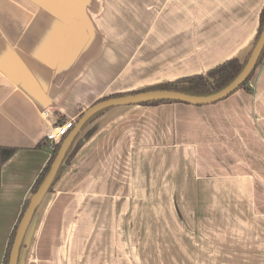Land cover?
<instances>
[{
	"label": "crops",
	"instance_id": "0c3cea01",
	"mask_svg": "<svg viewBox=\"0 0 264 264\" xmlns=\"http://www.w3.org/2000/svg\"><path fill=\"white\" fill-rule=\"evenodd\" d=\"M263 4L0 0V151L12 149L0 161V264L51 157L53 125L106 96L243 60ZM257 82L224 102L98 116L38 205L17 264H264V65ZM163 170L189 180L190 199L169 216L154 205L108 209L163 200Z\"/></svg>",
	"mask_w": 264,
	"mask_h": 264
},
{
	"label": "water",
	"instance_id": "95a60500",
	"mask_svg": "<svg viewBox=\"0 0 264 264\" xmlns=\"http://www.w3.org/2000/svg\"><path fill=\"white\" fill-rule=\"evenodd\" d=\"M252 47L253 48L250 50L246 60L243 63L244 66L242 67V70L227 85H225L224 88L209 93L208 95L188 94L174 89L140 90L134 93L106 97L86 108L75 122L74 127L60 143L49 170L47 171L36 191L30 196L27 207L24 210L17 225L7 264H17L23 238L31 222V219L41 200L44 198L51 184L53 183L59 167L63 163V160L72 142L89 119H91L97 113L113 107L141 105L154 101H177L189 105H208L222 101L227 96L238 90L244 81L256 69L257 62L264 49V22L261 27V32Z\"/></svg>",
	"mask_w": 264,
	"mask_h": 264
},
{
	"label": "trees",
	"instance_id": "16d2710c",
	"mask_svg": "<svg viewBox=\"0 0 264 264\" xmlns=\"http://www.w3.org/2000/svg\"><path fill=\"white\" fill-rule=\"evenodd\" d=\"M263 22H264V5L260 10L259 25H258V29H257L258 32H257L255 41L257 40V38L261 32V27L263 25ZM247 56L243 59V61L242 60L240 61L238 58L226 59V60H224V62L219 63V64L215 65L214 67L208 69L207 72L204 74H202V73L190 74V76L178 77V78L173 79V81L158 83L156 85L147 87L143 90H156V89L173 90L174 89V90H178V91L188 93V94L191 93V94H196V95H208L209 93H212V92H215V91H218V90L224 88L225 85H227L242 70V67L244 66L243 63L246 60ZM263 56H264V49H263V51L259 57V60L257 62V66H258V64H259V62ZM253 72L244 81V83L242 84V86L240 88L243 87L249 91V89L247 87V83H248L247 81L250 79ZM134 92H137V91H133L130 93H134ZM106 97H108V96H106ZM106 97H104V98H106ZM104 98H102V99H104ZM173 102H177V101H154V102H149V103H145V104H141V105H157L160 103H173ZM105 111L106 110L101 111V112L97 113L96 115H94L91 119H89L88 122L85 124V126L82 128V130L77 134V136L75 137L74 141L72 142V144H71V146H70V148H69V150H68V152H67V154L63 160V163L60 165L59 170L56 174V177H55L53 183L51 184L48 192L51 191L54 183L59 178V176L63 170L64 161H65V163L70 162L72 157H74V155L76 154L78 149L84 143V140L87 139L93 133L95 126H92L91 129L86 131V133L84 134V137H83L84 139H78L80 133L85 129V127L89 123H91L98 116L103 114ZM60 143L57 144L55 146V148L52 150V154H51L49 161L47 162L45 167L42 169V171L40 172V174L36 178L32 188H31L30 196L36 191V189L38 188V186L42 182L44 176L46 175L47 171L49 170L50 165H51V163H52V161L56 155V152L60 146ZM11 152H12V149L2 148L0 151V154H1L0 161L2 162L4 157H6ZM30 196L26 199V201L23 205V208H22V212L19 216V219H18L16 225L14 226V229L12 230V232L10 234V238L8 241L7 249H6L2 264L8 263L9 252H10V248H11V245L13 242L15 231H16L17 225L20 221V218H21L24 210L27 207Z\"/></svg>",
	"mask_w": 264,
	"mask_h": 264
},
{
	"label": "rangeland",
	"instance_id": "374dc122",
	"mask_svg": "<svg viewBox=\"0 0 264 264\" xmlns=\"http://www.w3.org/2000/svg\"><path fill=\"white\" fill-rule=\"evenodd\" d=\"M258 25H259V22H258ZM257 29H258V26H257L256 30ZM257 32H258V30L256 31V35H257ZM263 65H264V56L262 57V59L260 60L258 66H257V67H259V69H257V70L255 69L253 74H252V76L247 81L248 82L247 83V87H248L249 91L246 90L243 87L240 88V91H243L244 93L250 94V95L253 93L252 91H253V89H255V87H256V85L258 83L257 82V78H258L260 69L263 67ZM202 74H204V73H202ZM249 98H250V96H249ZM222 102H224V101L222 100ZM216 112L218 113V110H216ZM216 112L212 111L211 114L212 115L216 114ZM93 121L91 123H89L85 127V129L80 133L78 139H84L83 138L84 134L86 133L87 130L92 128ZM71 160H70V162H71ZM69 163H65V161H64L63 170H62L61 174L65 171V169H66V167L68 166ZM162 163L163 162H161V166H163ZM188 181L189 180H185V177L183 179L182 176H180L179 174L177 175L176 170H173V172H171L170 174H169V172L165 173V171L163 170L162 171L163 200L153 201V202L152 201H148V200L147 201L146 200H139V201H111V202H108V209H136V208L152 207L154 205V208H164V216H169V214L171 212L170 206L173 207V204L176 201L189 200L190 199V191H189L190 188L186 187L189 184ZM157 185H158V183H156V185H154V187L157 188L158 187ZM176 189L177 190L182 189L183 192H176ZM167 205H169V206H167ZM173 212L174 211H172V213ZM171 216H175V213L172 214Z\"/></svg>",
	"mask_w": 264,
	"mask_h": 264
},
{
	"label": "built area",
	"instance_id": "2783aa9c",
	"mask_svg": "<svg viewBox=\"0 0 264 264\" xmlns=\"http://www.w3.org/2000/svg\"><path fill=\"white\" fill-rule=\"evenodd\" d=\"M74 119H64L59 124L53 125L45 135V141L54 149L60 143L65 135L74 127Z\"/></svg>",
	"mask_w": 264,
	"mask_h": 264
}]
</instances>
